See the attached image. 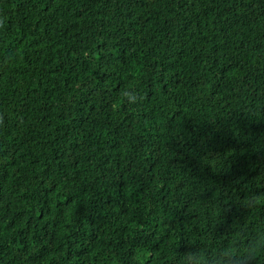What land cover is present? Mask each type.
<instances>
[{"label":"trees","instance_id":"16d2710c","mask_svg":"<svg viewBox=\"0 0 264 264\" xmlns=\"http://www.w3.org/2000/svg\"><path fill=\"white\" fill-rule=\"evenodd\" d=\"M0 19V264H180L264 230V0H0Z\"/></svg>","mask_w":264,"mask_h":264},{"label":"clouds","instance_id":"9594fccd","mask_svg":"<svg viewBox=\"0 0 264 264\" xmlns=\"http://www.w3.org/2000/svg\"><path fill=\"white\" fill-rule=\"evenodd\" d=\"M0 27H3L2 19ZM88 54L87 51L83 53L85 56ZM9 59L11 61V58ZM142 99L141 93L135 87L124 88L113 105V111L119 112L122 104L137 105ZM5 116L6 113L0 112V128L5 125ZM241 203L244 208L251 210L258 206L259 200L256 197H247ZM241 237L243 239L230 234L226 242L215 252L202 251L200 247L184 252L179 258L180 264H186L189 258L192 264H264V230L246 237L241 233Z\"/></svg>","mask_w":264,"mask_h":264}]
</instances>
